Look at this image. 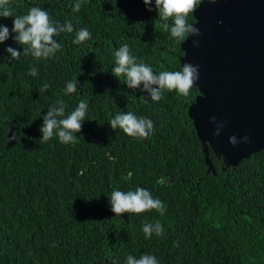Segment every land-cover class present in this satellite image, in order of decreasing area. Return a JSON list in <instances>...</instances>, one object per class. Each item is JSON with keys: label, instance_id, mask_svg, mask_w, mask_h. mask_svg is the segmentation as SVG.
Here are the masks:
<instances>
[{"label": "trees", "instance_id": "obj_1", "mask_svg": "<svg viewBox=\"0 0 264 264\" xmlns=\"http://www.w3.org/2000/svg\"><path fill=\"white\" fill-rule=\"evenodd\" d=\"M75 3L8 0L14 16L40 7L53 23L71 21L74 32L55 37L62 49L48 59L10 61L5 49L19 46L11 35L0 44V264H125L145 253L160 264H264V151L226 171L211 152L217 175L208 173L190 115L199 89L152 101L112 75L123 44L154 72L180 70L184 39L162 28L154 0L153 11L136 4L129 15V0H83L78 12ZM0 24L11 30L12 18ZM81 28L91 38L74 44ZM74 78L76 92L65 95ZM61 99L68 108L86 100L89 123L75 144L41 142L42 117ZM121 111L151 119L153 131L141 139L112 130ZM136 187L159 198L164 215L114 216L111 191ZM145 220H158L163 235L146 239Z\"/></svg>", "mask_w": 264, "mask_h": 264}, {"label": "clouds", "instance_id": "obj_2", "mask_svg": "<svg viewBox=\"0 0 264 264\" xmlns=\"http://www.w3.org/2000/svg\"><path fill=\"white\" fill-rule=\"evenodd\" d=\"M83 0H76L74 11H79ZM199 0H154V8L157 19L162 21V28L177 40H183L188 35L198 36L199 29L188 23V17L195 9ZM138 6L145 5L147 12L153 11V0H129L127 6L128 15ZM0 17L12 18L11 30L4 24H0V44L5 43L11 35L19 49L11 46L5 49L10 61L18 60L21 55H31L36 60L53 57L62 49V44L55 37L61 33H73L74 28L71 21L64 24L53 23L49 13L40 7H31L24 15H13L8 6V0H0ZM91 38L87 28L75 31L74 44H80ZM193 45L198 46V41L193 40ZM22 50V51H21ZM114 66L112 75L118 79L124 77L127 87L133 91L140 89L147 93L152 101H159L165 91H175L179 95H188L191 87L198 78V68L191 64H184L180 70H163L154 72L152 67L143 60L131 54L127 44H123L113 53ZM30 76H37L38 69L30 67ZM78 79L67 82L65 95L75 93ZM142 86V88H141ZM47 84L40 88V92L47 90ZM88 102L80 100L78 105L67 107L64 100H58L55 105L49 107L43 118V125L39 128L42 134L41 142H47L53 137L58 138L62 144H75L78 142V134L83 126L89 123L90 116L87 115ZM112 130L119 128L124 134L133 138H147L153 131V121L147 117L137 116L131 111L118 112L109 122ZM15 137L13 136V139ZM247 141V137H245ZM235 144V137L230 138ZM131 176V173L128 174ZM110 210L114 216H122L126 213L141 214L156 211L164 215L166 207L164 203L143 188L136 187L134 190L121 191L114 189L109 195ZM142 232L145 238L152 234L162 236L164 229L157 220L155 223L145 220L142 222ZM125 264H160L159 260L152 254H142L139 257L128 255Z\"/></svg>", "mask_w": 264, "mask_h": 264}, {"label": "water", "instance_id": "obj_3", "mask_svg": "<svg viewBox=\"0 0 264 264\" xmlns=\"http://www.w3.org/2000/svg\"><path fill=\"white\" fill-rule=\"evenodd\" d=\"M193 19L199 35L182 41L181 67L198 68L190 115L217 175L211 152L226 171L264 151V0H199Z\"/></svg>", "mask_w": 264, "mask_h": 264}]
</instances>
